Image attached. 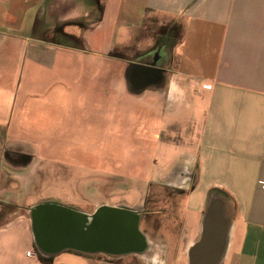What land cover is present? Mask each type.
Instances as JSON below:
<instances>
[{
  "label": "crops",
  "instance_id": "obj_1",
  "mask_svg": "<svg viewBox=\"0 0 264 264\" xmlns=\"http://www.w3.org/2000/svg\"><path fill=\"white\" fill-rule=\"evenodd\" d=\"M84 130L146 147L144 162L158 147L168 166L152 177L180 197L167 229L133 203L151 174L128 170L131 153L85 183L64 149L87 144ZM42 204L88 219L129 209L143 246L44 250ZM210 207L228 235L209 264H264V0H0V264H190Z\"/></svg>",
  "mask_w": 264,
  "mask_h": 264
},
{
  "label": "water",
  "instance_id": "obj_2",
  "mask_svg": "<svg viewBox=\"0 0 264 264\" xmlns=\"http://www.w3.org/2000/svg\"><path fill=\"white\" fill-rule=\"evenodd\" d=\"M141 67L155 70L152 66ZM211 209L206 213L203 236L190 264H209L211 254L224 246V220L222 215H210ZM32 218L38 243L44 250L69 246L122 253L140 250L143 246V238L137 230V214L129 209L100 208L88 219L64 207L42 204L33 210Z\"/></svg>",
  "mask_w": 264,
  "mask_h": 264
},
{
  "label": "rangeland",
  "instance_id": "obj_3",
  "mask_svg": "<svg viewBox=\"0 0 264 264\" xmlns=\"http://www.w3.org/2000/svg\"><path fill=\"white\" fill-rule=\"evenodd\" d=\"M156 18L149 16L146 19L147 30L158 32L161 27L157 26ZM90 130H84V137L86 138V143L84 145L78 146H69L64 149L70 155H80L83 158V164L85 166V171L81 174L85 176V183L93 181V177L96 176V171L102 170L109 172L111 174L114 172H124V167L122 161L125 160L127 155H130L132 158L131 166L128 170L132 171L134 176L140 175L144 168H147L151 174V182L147 185L145 183L135 182V194L133 203L138 205H143L147 208V212L151 213V217L154 221L155 228H166V225L169 223L166 220H170L175 217L178 208V202L180 200L179 194L177 191L172 189L160 188L158 185L162 183V179L153 178L152 176L162 173L164 170H167L168 162L161 161L157 155L158 147H151V156L150 161L144 162L142 158V151L144 146H133V147H124V146H98L92 144L93 135H89ZM91 139V140H90ZM127 152V155L125 156ZM129 157V156H128ZM110 177V175H108ZM112 177H114L112 175ZM120 181V178H119ZM120 186V185H119ZM148 190L149 193L146 192ZM72 196L70 195V200ZM167 229V228H166Z\"/></svg>",
  "mask_w": 264,
  "mask_h": 264
},
{
  "label": "trees",
  "instance_id": "obj_4",
  "mask_svg": "<svg viewBox=\"0 0 264 264\" xmlns=\"http://www.w3.org/2000/svg\"><path fill=\"white\" fill-rule=\"evenodd\" d=\"M159 36H169L171 38V41H169V42L167 41L166 43H164L165 41L161 37L157 38V40H156L157 44L164 43L167 46H172L175 43V41L178 39L177 34L176 33L174 34L173 29H169V30L168 29H166V30L162 29L160 31V35ZM40 260L43 261V262L47 261V260H44V259H41V258H40Z\"/></svg>",
  "mask_w": 264,
  "mask_h": 264
},
{
  "label": "bare ground",
  "instance_id": "obj_5",
  "mask_svg": "<svg viewBox=\"0 0 264 264\" xmlns=\"http://www.w3.org/2000/svg\"><path fill=\"white\" fill-rule=\"evenodd\" d=\"M212 214H215V210H214V208L212 207V209L210 210V215H212ZM209 219H210V216H209V218H208V221H209ZM227 234L226 235H228V232H226ZM227 237V236H226ZM225 237V238H226Z\"/></svg>",
  "mask_w": 264,
  "mask_h": 264
},
{
  "label": "built area",
  "instance_id": "obj_6",
  "mask_svg": "<svg viewBox=\"0 0 264 264\" xmlns=\"http://www.w3.org/2000/svg\"><path fill=\"white\" fill-rule=\"evenodd\" d=\"M26 255H27V256H30V252H29V251H27V252H26Z\"/></svg>",
  "mask_w": 264,
  "mask_h": 264
}]
</instances>
